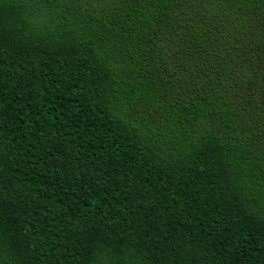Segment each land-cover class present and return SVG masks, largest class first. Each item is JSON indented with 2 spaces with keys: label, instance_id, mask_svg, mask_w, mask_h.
<instances>
[{
  "label": "trees",
  "instance_id": "obj_1",
  "mask_svg": "<svg viewBox=\"0 0 264 264\" xmlns=\"http://www.w3.org/2000/svg\"><path fill=\"white\" fill-rule=\"evenodd\" d=\"M0 264H264V0H0Z\"/></svg>",
  "mask_w": 264,
  "mask_h": 264
}]
</instances>
